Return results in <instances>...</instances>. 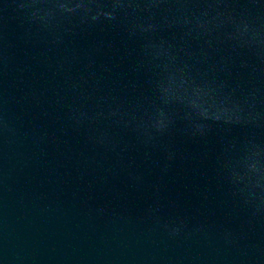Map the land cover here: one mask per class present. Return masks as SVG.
<instances>
[{
  "label": "water",
  "instance_id": "95a60500",
  "mask_svg": "<svg viewBox=\"0 0 264 264\" xmlns=\"http://www.w3.org/2000/svg\"><path fill=\"white\" fill-rule=\"evenodd\" d=\"M0 264H264V0H0Z\"/></svg>",
  "mask_w": 264,
  "mask_h": 264
}]
</instances>
